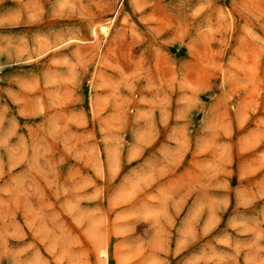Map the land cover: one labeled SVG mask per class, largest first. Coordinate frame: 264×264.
Segmentation results:
<instances>
[{"label": "rangeland", "instance_id": "rangeland-1", "mask_svg": "<svg viewBox=\"0 0 264 264\" xmlns=\"http://www.w3.org/2000/svg\"><path fill=\"white\" fill-rule=\"evenodd\" d=\"M0 264H264V0H0Z\"/></svg>", "mask_w": 264, "mask_h": 264}, {"label": "bare ground", "instance_id": "bare-ground-1", "mask_svg": "<svg viewBox=\"0 0 264 264\" xmlns=\"http://www.w3.org/2000/svg\"><path fill=\"white\" fill-rule=\"evenodd\" d=\"M100 29H101V31L104 32V33L107 31V27H106V26H101ZM106 33H107V32H106Z\"/></svg>", "mask_w": 264, "mask_h": 264}]
</instances>
